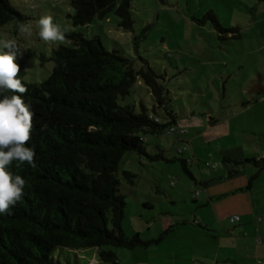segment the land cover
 I'll use <instances>...</instances> for the list:
<instances>
[{
	"label": "rangeland",
	"instance_id": "obj_1",
	"mask_svg": "<svg viewBox=\"0 0 264 264\" xmlns=\"http://www.w3.org/2000/svg\"><path fill=\"white\" fill-rule=\"evenodd\" d=\"M72 2L12 0L27 19L0 26V35L16 41L21 50L16 62L26 58L24 80L30 83H42L50 76L54 49L73 44L67 38L56 43L42 41L36 26L42 15L52 16L53 22L67 28V32H79L88 39L99 37L107 50H117L133 59L137 70L147 66L162 77L178 115L177 133L146 134V155L128 152L118 168L120 190L127 203L125 232L129 236L139 233L146 240L162 239L148 248L104 250L115 253L117 264H188L179 258H190L194 253L189 228L207 231L195 224L203 221L206 213L200 205L203 187L195 180H202L201 171L206 177L214 172L206 164L215 161L221 167L222 161L217 155L210 158V146L206 145L210 138L203 137L193 145H205L209 154L198 156L202 162L199 164L188 160L194 179L184 170L181 159L190 158L188 140L198 135L210 117L217 119L230 111L237 112L244 99L256 94L253 88L260 82L259 75L264 77V0H132V32L118 27L113 12L104 20L76 28L70 17L74 14ZM214 18L222 28L233 31L220 32ZM29 21L33 34L25 37L18 26ZM152 102L141 79L129 96L119 100L121 105H134L138 111L141 104L151 111ZM124 171L137 176L135 184L124 179ZM193 196H198L197 201ZM58 260L60 264H87L88 260L91 264H112L100 261L93 250L58 252Z\"/></svg>",
	"mask_w": 264,
	"mask_h": 264
},
{
	"label": "trees",
	"instance_id": "obj_2",
	"mask_svg": "<svg viewBox=\"0 0 264 264\" xmlns=\"http://www.w3.org/2000/svg\"><path fill=\"white\" fill-rule=\"evenodd\" d=\"M72 6L76 28L113 12L121 30H134L132 0H73ZM26 19L12 0H0V26ZM213 22L222 33L233 31L222 28L215 18ZM65 35L73 44L53 50V70L44 82L25 81L26 58L16 62L18 78L28 89L23 99L34 114L28 146L34 148L36 166H17L15 161L9 166L26 185L10 214H0V264H60L58 252L90 250L100 261L117 264L115 253L104 248H148L162 239L125 232L127 203L118 168L128 152L146 155V134L161 135L177 124L170 90L152 68L137 70L133 59L107 50L99 37ZM140 79L153 98L151 111L144 104L138 111L119 103ZM181 163L191 176L187 162ZM123 177L135 184L137 176L124 171ZM252 181L214 199L249 190Z\"/></svg>",
	"mask_w": 264,
	"mask_h": 264
},
{
	"label": "crops",
	"instance_id": "obj_3",
	"mask_svg": "<svg viewBox=\"0 0 264 264\" xmlns=\"http://www.w3.org/2000/svg\"><path fill=\"white\" fill-rule=\"evenodd\" d=\"M259 78L260 82L253 88L257 89V92L254 91L256 94L251 99H244L237 107V112L230 111L217 119L210 117L206 126L202 124V129L197 130L198 135L188 140L192 153L189 159H182L187 162V168L188 160L199 164L202 162L198 156L209 154L205 145H193L201 137L206 140L210 138V143L206 144L210 146V158L217 155L222 165L220 167L215 161L213 165L206 164L214 172L206 177L201 171L202 180H195L203 187L204 199L200 205L207 213L203 221L195 224L207 231L189 228L192 231L191 249L194 253L190 257L192 261L180 257L182 263L264 264V77L260 74ZM212 119L217 122L212 123ZM178 124L179 121L174 127ZM233 171H237V174L230 176ZM189 172L194 179V174ZM251 179L253 181L249 190L221 200L214 199L246 188ZM202 192L196 195L201 196ZM198 196H193V200L197 201ZM233 216H239L241 220L231 223L230 218Z\"/></svg>",
	"mask_w": 264,
	"mask_h": 264
},
{
	"label": "clouds",
	"instance_id": "obj_4",
	"mask_svg": "<svg viewBox=\"0 0 264 264\" xmlns=\"http://www.w3.org/2000/svg\"><path fill=\"white\" fill-rule=\"evenodd\" d=\"M36 26L39 38L46 43L66 39L68 29L54 23L50 15H42ZM18 31L31 37L32 22L21 23ZM20 52L14 39L0 35V214H10L11 207L23 197L26 185L24 178L9 171V166L14 161L17 166H36L34 148L28 146L34 114L23 99L28 89L18 78L20 66L16 58Z\"/></svg>",
	"mask_w": 264,
	"mask_h": 264
},
{
	"label": "built area",
	"instance_id": "obj_5",
	"mask_svg": "<svg viewBox=\"0 0 264 264\" xmlns=\"http://www.w3.org/2000/svg\"><path fill=\"white\" fill-rule=\"evenodd\" d=\"M156 121H158V119H156ZM167 133L176 134V133H177V132H176V128H175V127H171V128H169ZM178 135H179V137H180V136H181V133L178 132ZM174 183H175V182H172V185H173ZM194 197H195V196H194ZM240 220H241V219H240L239 216H233V217L230 218V222H231V223L239 222Z\"/></svg>",
	"mask_w": 264,
	"mask_h": 264
}]
</instances>
